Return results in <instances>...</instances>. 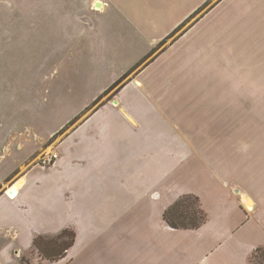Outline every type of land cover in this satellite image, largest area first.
I'll return each instance as SVG.
<instances>
[{
    "label": "crops",
    "instance_id": "obj_1",
    "mask_svg": "<svg viewBox=\"0 0 264 264\" xmlns=\"http://www.w3.org/2000/svg\"><path fill=\"white\" fill-rule=\"evenodd\" d=\"M235 1L238 13L250 12L249 1ZM128 14L115 0H0V72L14 73L11 80L0 76V264H21L23 259L28 264H75L87 233H99L133 206L147 203L151 233L206 230L211 255L235 243L241 264H248L255 248L264 247V195L237 186L227 192L224 221L216 226L211 227L210 217L196 230H174L164 221L165 210L186 195L174 193L166 182L175 166L174 153L186 148L163 113L150 108L144 79L183 33L171 40L177 29L149 46L152 40ZM48 20L59 24V30L37 40L38 25ZM27 47L36 58L37 48L46 49L28 66L9 58ZM243 57L246 62L231 64L234 56L226 48L230 78H241L238 73L252 68ZM112 87L118 88L110 100L83 114ZM241 103L252 114L255 104ZM80 114L77 126L53 142ZM53 120L58 122L52 125ZM50 152L57 160L42 167L40 159ZM250 223L256 231L253 237L259 233L263 242L239 239ZM63 230L75 234L65 257L56 262L40 257L33 240ZM212 257L205 258V264H211ZM155 258L175 264L158 256L149 260Z\"/></svg>",
    "mask_w": 264,
    "mask_h": 264
},
{
    "label": "rangeland",
    "instance_id": "obj_2",
    "mask_svg": "<svg viewBox=\"0 0 264 264\" xmlns=\"http://www.w3.org/2000/svg\"><path fill=\"white\" fill-rule=\"evenodd\" d=\"M115 1L142 29L144 37L152 40L149 46L177 29L171 40L183 33L146 74L143 92L150 108L163 113L186 148L174 153L175 166L167 175V186L174 193L197 195L207 216L210 212L211 227L216 226L224 221L230 202L226 195L232 186L252 195H264V0H242L251 3L250 12L244 15L236 11L231 0ZM45 24L50 25L45 28ZM58 30L59 24L48 20L38 25L35 34L38 40L41 35L50 36ZM226 48L234 56L231 64H236V60L246 62L243 54L251 61V69L238 73L241 78L228 76ZM28 49H20L9 58L28 66L35 64L39 51L46 48L36 49L37 58L32 47L30 53ZM13 74L0 72L6 79ZM117 88L106 90L83 114L100 105L99 101L110 100ZM243 100L255 104L252 114L244 109ZM28 104L30 110L31 103ZM82 116L64 125L53 142L76 127ZM132 208V212L121 215L101 232L87 233L75 264H166L160 258L149 260L153 256L173 259L175 264H205L208 256H213L211 264H241L235 243L232 249L211 255L206 230L200 234L151 233L147 228L150 205ZM228 225L235 227L231 221ZM245 227L238 234L239 239L263 242L261 234L253 237L254 224Z\"/></svg>",
    "mask_w": 264,
    "mask_h": 264
},
{
    "label": "trees",
    "instance_id": "obj_3",
    "mask_svg": "<svg viewBox=\"0 0 264 264\" xmlns=\"http://www.w3.org/2000/svg\"><path fill=\"white\" fill-rule=\"evenodd\" d=\"M163 219L171 229L196 230L207 221L208 216L202 209L199 197L186 194L180 196L165 210ZM74 240V232L63 230L53 237H36L33 240V248L40 257L49 262H56L65 257L67 251L73 246ZM21 264H28V262L23 259ZM248 264H264V247L253 250L248 258Z\"/></svg>",
    "mask_w": 264,
    "mask_h": 264
},
{
    "label": "built area",
    "instance_id": "obj_4",
    "mask_svg": "<svg viewBox=\"0 0 264 264\" xmlns=\"http://www.w3.org/2000/svg\"><path fill=\"white\" fill-rule=\"evenodd\" d=\"M57 158L58 155L55 152H50L49 154L42 156V158L40 159V165L42 167H49L55 163ZM6 195L8 196V194ZM8 197L11 198L10 196Z\"/></svg>",
    "mask_w": 264,
    "mask_h": 264
}]
</instances>
